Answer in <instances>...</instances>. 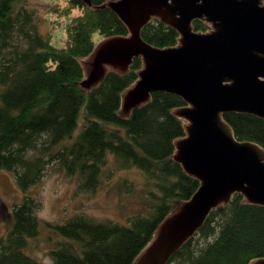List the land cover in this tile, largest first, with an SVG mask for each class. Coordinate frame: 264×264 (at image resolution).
<instances>
[{
  "label": "trees",
  "instance_id": "obj_1",
  "mask_svg": "<svg viewBox=\"0 0 264 264\" xmlns=\"http://www.w3.org/2000/svg\"><path fill=\"white\" fill-rule=\"evenodd\" d=\"M31 1L0 0V167L15 174L24 194L13 208L8 234L0 236V264H47L26 250L42 228L37 200L28 191L41 181L47 163L58 159L69 175L82 178V188L93 191L111 156L119 169L136 167L157 188L149 191V214L134 215L128 225L81 214L48 223L58 236L50 254L54 264H136L166 218L202 186V180L176 159L177 141L188 135L177 110L189 103L178 94L153 91L125 114L123 98L140 79L142 57H135L126 71L106 70L99 82L85 86V61L98 47L94 34L102 41L130 34L109 6L118 0H68L64 13L71 17L69 38L61 48L54 45L52 33L41 32L27 6ZM209 28L201 19L193 22L196 32ZM141 37L165 49L179 45L181 34L153 18ZM83 106V129L71 145L55 150L72 137ZM223 119L237 140L264 149V117L227 112ZM42 138L47 143L42 152L29 155ZM260 259L264 205L236 192L209 213L166 264H254Z\"/></svg>",
  "mask_w": 264,
  "mask_h": 264
},
{
  "label": "water",
  "instance_id": "obj_2",
  "mask_svg": "<svg viewBox=\"0 0 264 264\" xmlns=\"http://www.w3.org/2000/svg\"><path fill=\"white\" fill-rule=\"evenodd\" d=\"M109 6L130 34L98 45L84 84L100 81L105 65L126 71L135 57H142L145 65L124 95V111L153 91L175 93L189 103L179 109L192 124L187 137L177 141L176 159L202 186L166 218L136 263L166 264L233 193L264 205V149L237 140L223 119L227 112L264 117V1L118 0ZM152 17L178 29L179 45L160 49L143 40L141 31ZM199 19L210 21L215 30L194 31Z\"/></svg>",
  "mask_w": 264,
  "mask_h": 264
},
{
  "label": "rangeland",
  "instance_id": "obj_3",
  "mask_svg": "<svg viewBox=\"0 0 264 264\" xmlns=\"http://www.w3.org/2000/svg\"><path fill=\"white\" fill-rule=\"evenodd\" d=\"M67 3L68 0H33L27 5L33 11L41 32L52 33L53 43L59 48L64 47L69 38L67 26L71 17L64 13ZM56 6L59 11L62 9L63 11L57 12ZM153 18L163 20L159 17H152L150 21ZM203 22L209 24L208 31L215 30L210 21L204 19ZM18 38L19 35L14 40L17 42ZM94 41L98 45L102 42L99 33L94 34ZM90 60L91 58L85 61L86 76L88 75ZM104 68L106 70H121L120 67L116 68L110 65H105ZM89 84L86 83L85 86H91ZM177 114L185 120L186 127L190 128L192 123L185 117V114L179 113V109ZM86 118V108L83 106L79 114L77 128L72 137L54 149L58 150L62 146L71 145L83 129ZM44 145L47 143L45 138H42L37 147L29 152V155L40 154ZM81 184L82 178L77 174L69 175L61 167L58 159H53L47 163L41 181L28 191V194L37 200L36 215L42 222L39 235L31 240L26 249L31 256L47 264H54L50 251L55 248L58 236L47 226L48 223L66 222L70 217L81 214L98 222L112 220L128 225L134 215L149 214L152 203V196L149 191H158L153 184H150L140 169L136 167L119 169L112 156L109 165L103 169L100 182L95 190H86L82 188ZM23 195V191L16 182L15 174L0 167V200L4 203L0 210V236L5 237L8 234L13 208L22 201ZM182 205L174 213L179 211Z\"/></svg>",
  "mask_w": 264,
  "mask_h": 264
},
{
  "label": "crops",
  "instance_id": "obj_4",
  "mask_svg": "<svg viewBox=\"0 0 264 264\" xmlns=\"http://www.w3.org/2000/svg\"><path fill=\"white\" fill-rule=\"evenodd\" d=\"M125 109H126V108L124 107L123 112H124L125 114H128V113L133 109V107L130 108V109H128V110H126V111H124Z\"/></svg>",
  "mask_w": 264,
  "mask_h": 264
}]
</instances>
